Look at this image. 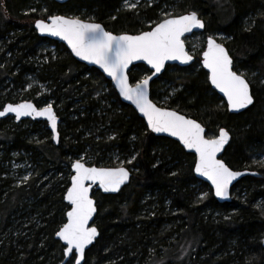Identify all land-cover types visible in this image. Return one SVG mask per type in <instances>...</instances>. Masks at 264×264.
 <instances>
[{
  "label": "trees",
  "instance_id": "obj_1",
  "mask_svg": "<svg viewBox=\"0 0 264 264\" xmlns=\"http://www.w3.org/2000/svg\"><path fill=\"white\" fill-rule=\"evenodd\" d=\"M125 1L0 0V109L20 101L51 104L60 120L57 145L45 122L0 120V264L62 261L55 234L68 210L70 164L79 158L91 167L122 163L131 173L115 195L93 190L98 237L84 264H264V0H153L133 9ZM162 3L173 6L171 16L195 12L205 24L203 38L213 29L225 35L233 70L248 74L253 104L239 114H229L210 88L203 50L188 67L167 65L149 90L152 102L196 120L207 138L220 128L229 132L221 160L252 173L233 186L229 203L213 199L192 174L194 157L153 136L97 70L33 30L35 20L62 15L113 34H138L164 19ZM148 73L134 66L129 81ZM33 81L38 86L25 90Z\"/></svg>",
  "mask_w": 264,
  "mask_h": 264
},
{
  "label": "snow or ice",
  "instance_id": "obj_2",
  "mask_svg": "<svg viewBox=\"0 0 264 264\" xmlns=\"http://www.w3.org/2000/svg\"><path fill=\"white\" fill-rule=\"evenodd\" d=\"M130 7H135V4ZM168 16L170 18L156 23L150 31L138 35L116 36L105 31L98 23H85L80 19L63 16H51V23L37 20L36 28L42 33L49 32L63 38L76 56L100 65L104 72L117 82L120 94L132 101L147 119V127L151 132L168 133L178 137L185 147L194 149L198 154L195 171L211 181L216 196L224 197L231 181L240 175L217 159V153L227 141L228 133L221 128L217 138H205V129L196 120L186 118L177 111L157 107L148 98L146 89L150 77L130 86L125 75V69L133 60H145L159 73L165 61L187 62L192 59L184 49L181 36L191 32L193 28H202L203 22L195 12ZM203 66L210 72L211 84L226 97L230 110L245 109L253 104L249 82L243 74L232 70V60L228 52L211 37L207 40V50L203 52ZM6 113H15L17 120L33 114L46 116L51 122L53 133H56V117L51 104L39 110L31 103L15 106L9 104L0 111V116ZM72 168L75 175L71 177V187L66 196L71 210L67 212V223L63 224L56 235L66 242V253L73 254L74 258L78 253L82 258L85 246L97 235L95 227L87 226L96 209L93 200L89 198V187L85 182H99L104 191L115 192L128 180L129 173L124 167H86L81 160L75 161ZM27 179L28 177H24V180ZM75 264H80V258H75Z\"/></svg>",
  "mask_w": 264,
  "mask_h": 264
},
{
  "label": "water",
  "instance_id": "obj_3",
  "mask_svg": "<svg viewBox=\"0 0 264 264\" xmlns=\"http://www.w3.org/2000/svg\"><path fill=\"white\" fill-rule=\"evenodd\" d=\"M52 1H54V2L57 3V4H64V3L68 2V1H72V0H52ZM189 13H192V12H189ZM189 13H184V14H189ZM184 14H182V15H184ZM53 16H62V15H53ZM178 16H179V15H178ZM50 17H51V16H50ZM50 17H48V18H46V19H37V20H44L45 23H51V21H50V19H49ZM63 17H65V18H72V17H66V16H63ZM197 17L199 18L198 15H197ZM167 18H170V17H167ZM72 19H78V18H72ZM164 19H166V18H164ZM199 19H200V18H199ZM37 20H35V21L33 22V30L35 31L36 35H37L39 38H45V39L51 40V41H53V42H57V43H59V44H62V45L67 49V51L70 53L71 57H72L75 61L79 62L80 64L85 65V66L88 67V68H93V69L97 70V71L103 76V78H104L105 80H107V81L110 83V85L112 86L114 92L116 93V95H117L119 101H120L121 103H123V104H125V105H127V106H130V107L132 108V110L136 113V115H137V116L143 121V123H144L146 129H147V130H148L153 136H155V137H163V138H167V139H170V140L176 142V143L181 147V149H182L185 153H187V154H191V155L194 157V163H193V168H192V174H193V176H194L197 180H199V181L205 183V184L208 186V188L211 190V194H212L213 199H214L218 204L229 203V202L231 201V190H232L233 186H234L238 181H240L242 178H244V177H246V176H249V175H252L251 172L246 171V170H243V171H233V170H231V169L229 168V169H230L231 171H233V172H238V173H240V175L237 176L235 179H233V180L231 181V183H230L229 186H228V190H227V195H226V196H224V197H218V196H216V194H215V187L212 185L211 181L208 180L207 177L201 176L199 173H197V172L195 171V165H196V162H197V160H198V154L195 152L194 149H190V148L185 147V146L183 145V143L179 140L178 137H173V136H171V135L168 134V133H153V132H151V130L147 127V119L143 116V114L139 111V109L136 108V105H135L132 101H129V100L125 99L124 96H122V95L120 94V88H119V85L117 84V82H116L115 80H113L112 77H110L106 72H104V70L100 67V65H98V64H96V63H94V62H92V61H90V60H84V59H82L81 57L76 56L75 53L72 51L71 46H70V45L68 44V42H67L66 40H64L63 38H61V37H59V36H54V35H52V34L49 33V32H43V33H42L39 29L36 28V21H37ZM80 20H81V19H80ZM200 20H201V19H200ZM81 21H83V22H85V23H96V22H90V21H85V20H81ZM161 21H162V20H161ZM161 21H159V22H161ZM201 21L203 22V20H201ZM159 22H158V23H159ZM98 24H99V23H98ZM100 25H101V24H100ZM203 25H204V26H203L202 28H193L191 32L184 33V34L181 36V40L183 41V43H184V39L189 38V37H191V36L194 35V34H202V33L204 32V29H205V24H204V22H203ZM154 26H155V25H154ZM154 26H153V27H154ZM101 27L105 30V28H104L102 25H101ZM153 27H151V28H150L149 30H147V31H150ZM105 31H106V30H105ZM144 32H145V31H144ZM141 33H142V32H141ZM112 34H113V33H112ZM138 34H140V33H138ZM138 34L120 33V34H113V35L119 36V35H138ZM209 37L213 38L212 36H206V38H205L204 49H203V51H202L201 54H200V66H201V68H202V69L206 72V74H207V81H208V84H209L210 88H211V89H212V90H213V91H214V92H215L220 98H222V100L224 101V103H225V105H226L227 112H228L229 114H239V113L245 111L246 109H248L251 105H249V106H248L247 108H245V109L230 110V109L227 107V99H226V97L224 96L223 93H221V92L219 91V89L215 88V86L211 84L210 79H209L210 72H209V70H208L207 68H205V67L203 66V52L207 50V40H208ZM213 39L215 40L216 43L221 44V43L218 42L215 38H213ZM221 45L223 46V44H221ZM223 47H224V46H223ZM224 48H225V47H224ZM184 49H185V51L187 52L186 47H185V44H184ZM225 49H226V48H225ZM226 51H227V50H226ZM227 52H228V51H227ZM228 54H229V53H228ZM188 55H189V53H188ZM189 56H191L192 59H191L190 61H187V62H184V61H182V60H168V61H165L164 67L161 69V71H160L159 73H156L155 70L151 67V65H149V64L147 63V61H145V60H133V61L128 65V67L125 69V75L128 77V73H129V71H130L131 68L134 67V66H138V65H142V66H144V67L148 70V72H149L148 75H147L145 78H149V77H150V79H149V84H148L147 89H146V91H147V95H148V98L150 99V96H149L150 84H151L155 79H157V78L163 73L165 67H166L167 65H170V66H178V67H182V68H184V67H188V66L192 65L193 62H194V60H195L194 56H192V55H189ZM229 56H230V55H229ZM230 58H231V56H230ZM231 60H232V58H231ZM232 70H233V62H232ZM233 71H234V70H233ZM234 72H235V71H234ZM237 74H239V73H237ZM145 78H143V79H145ZM143 79H142V80H143ZM140 81H141V80H140ZM140 81H138V82H136V83H134V84H131L130 81H129V77H128V83H129L130 86H135V85H136L137 83H139ZM250 94H251V93H250ZM150 100H151V99H150ZM23 103H31V104H32L35 108H37L38 110H39V109H42V108L45 107V106H43V107H36L31 101H20V102H17V103H6V104H4V105L1 107L0 111H3L4 107L7 106V105H9V104L15 106V105H18V104H23ZM153 103H154V102H153ZM154 104H155V103H154ZM157 107H159V106H157ZM165 109H167V108H165ZM168 110H171V109H168ZM52 111H53L54 116L56 117V124H57V127H56V133H53L52 128H51V122L48 120V118H47L46 116H35V114H33L32 116H22L19 120H17L16 117H15V113H6L4 116H0V120H3V119H5V118H7V117H12L15 123H19V122H21V121H23V120H31V121H42V122H45L46 127H47V130H48V131L50 132V134L52 135V141H53V143H54L55 145H57V143H58V137H59V134H58V125H59L60 120H59V117L56 115V112H55V110L53 109V107H52ZM179 114H180V113H179ZM181 115H183V114H181ZM185 117H186V116H185ZM186 118H188V117H186ZM189 119H191V118H189ZM198 123H199V122H198ZM201 126H202V125H201ZM202 127H203V126H202ZM203 128H204V127H203ZM204 129H205V128H204ZM220 129H221V128H220ZM220 129H219V130H220ZM223 129H224V128H223ZM219 130L217 131L216 136H214L213 138H217V137L219 136ZM224 130L228 133V139H227V141L225 142L224 146L222 147L221 151L217 153V159H219V160H221L220 157L222 156V154H223V152H224V150H225L226 146L228 145V143H229V141H230V138H231L229 132H228L226 129H224ZM204 135H205V133H204ZM54 137H55V138H54ZM205 138H207L206 135H205ZM221 161H222V160H221ZM74 162H75V161H73V162L70 164V172H71V176H70V179H69V185H68V187H67V189H66V191H65L64 197H63V201H64V203L68 206V210H67V212L71 210V205H70L69 201L66 199V196H67V191H68V189L71 187V177H72L73 175H75V170L72 168V164H73ZM81 162H82V161H81ZM222 162H223V161H222ZM82 163H84V162H82ZM223 163H224V162H223ZM84 164H85V163H84ZM224 164H225V163H224ZM85 166H86V167H91V166H87L86 164H85ZM226 166H227V165H226ZM120 167H122V166H120ZM96 168H101V167H96ZM115 168H119V167H115ZM124 168H125V167H124ZM125 169H126V170L128 171V173H129V178H128V180H126L122 185H120L119 190H118V191H115V192H112V191H107V192H106V191H104V189H103L102 187H100L99 182H96V183H94V184H93L91 181H86V182H85V185L89 187V198L93 200V204H94L95 209H96V202H95V200H94L93 197H92V192H93V190L99 191L102 195H115V194H117V193H118V192H119V191H120L125 185L128 184V182H129V180H130V177H131L130 170L127 169V168H125ZM67 212L65 213V223H67ZM96 212H97V210H95V212L93 213L92 217L90 218V220H89V222H88V225H87L88 227H95V226L93 225V222H94V218H95ZM65 223H64V224H65ZM62 226H63V225H62ZM62 226H61V227H62ZM61 227H60V228H61ZM60 228H59V229H60ZM97 237H98V231H97V235L93 238L92 242H91L90 244H88V245L85 246V250H84V253H83L82 258L80 257V254H78V253L75 254V258H80V264H84L85 253H86L87 250H89V248H90L91 245L94 243V241L97 239ZM55 239L58 240V241L60 242V244H61V245L63 246V248H64V249H63V259H62V261H61L59 264H66L70 259H72V264H75V258H74V256H73V254H68V253H66V248H67L66 242L63 241L60 237H58L56 234H55ZM261 247L264 249V236H263V238H262V240H261ZM73 251L75 252V250H73ZM72 256H73V257H72Z\"/></svg>",
  "mask_w": 264,
  "mask_h": 264
},
{
  "label": "rangeland",
  "instance_id": "obj_4",
  "mask_svg": "<svg viewBox=\"0 0 264 264\" xmlns=\"http://www.w3.org/2000/svg\"><path fill=\"white\" fill-rule=\"evenodd\" d=\"M142 1L143 0H126L125 2H123V7L125 9H133V8L137 7V5L140 4V3L141 4L142 3L152 4V2H153V0H145V2L144 1L142 2ZM213 1L216 2V3L218 2V0H213ZM132 4H135V7H130V5H132ZM160 9H162L163 12H164L163 18L169 17L168 14L174 13L172 11L173 10V6H171V5L168 6L166 3H162L161 6H160ZM207 36H212L216 40L220 41L221 44L222 43L225 44L228 41V38L225 35H223L221 32L217 31L216 29H213V33L210 34V35H207ZM204 40H205V38H203L199 34H194L191 37L184 39V44H185L187 53H189V55H192V56H194V55L197 56V54H199V52H201V50H203L202 47L204 48V44H205ZM43 50L44 51H46V50H51L52 51V49L50 47H46V46H43ZM239 74H243L244 76H247L248 75L246 71H239ZM36 85L37 84L34 81L33 82H30V84L25 87V90H28L29 88H31V86H36ZM162 91L163 90H158L157 91V94H162ZM158 104L161 105L162 103L161 102H158ZM47 105L48 104H46V106ZM213 137L214 136H208V138H213ZM82 159L83 158H79V160H81L82 162H84L86 164L87 162L85 160H82ZM121 165H123V164L120 163L117 166H121ZM263 209H264V207H263ZM183 250L184 249H182V251L180 253H179V250H177L175 252H172V254L170 256L171 257L172 256H175V254L178 252L180 259H182L184 257V255H185V253L183 252ZM159 263L161 264L162 263V260L159 261Z\"/></svg>",
  "mask_w": 264,
  "mask_h": 264
}]
</instances>
